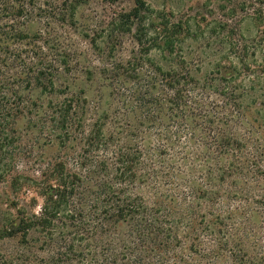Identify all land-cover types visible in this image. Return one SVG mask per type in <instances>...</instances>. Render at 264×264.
Segmentation results:
<instances>
[{
    "label": "trees",
    "instance_id": "trees-1",
    "mask_svg": "<svg viewBox=\"0 0 264 264\" xmlns=\"http://www.w3.org/2000/svg\"><path fill=\"white\" fill-rule=\"evenodd\" d=\"M86 1L0 0V21H5L0 22V115L20 109V83L52 91L58 73L54 59L46 67L39 62L43 60L42 47H37L39 32L26 33L22 28L34 22L46 27L72 22ZM135 4L120 19L128 23V32L135 26L137 56L126 66L133 74L146 68L145 93L123 100L126 110L116 123L119 133L112 130L105 135L109 116L102 114L85 143L106 151L117 142L113 159H101L100 171L84 174L57 163L46 181L40 211L17 213L8 225L0 226V242L14 241L22 250L2 264H100L95 256L103 262L111 259L112 264H264V188L252 185L264 178V123L257 130L244 123L248 114L259 115L264 105L257 103L255 92L260 80L251 78L244 51L238 47V55L227 47L228 64L217 62L197 77L201 68L190 66L182 49L191 36L168 21L158 22L160 17H147L141 1ZM60 62L66 68V61ZM11 63L19 71L9 76ZM11 77L19 81L13 89ZM110 85L111 92L129 94L116 82ZM132 104L140 110L134 131L128 120ZM74 106L68 100L57 105L50 119L66 139L73 122L84 125V112V117L73 120ZM128 134L137 141L127 144ZM182 159H215V163L200 177L180 179L178 173L196 168L195 162ZM234 176L245 178L247 190L237 184L232 185L234 195L223 190ZM244 197L246 204L234 212L230 204ZM121 223L129 227L128 253L119 258L117 249L99 245L96 255L93 241L98 231L106 233L107 227ZM33 252H46L47 259L38 260Z\"/></svg>",
    "mask_w": 264,
    "mask_h": 264
},
{
    "label": "rangeland",
    "instance_id": "rangeland-1",
    "mask_svg": "<svg viewBox=\"0 0 264 264\" xmlns=\"http://www.w3.org/2000/svg\"><path fill=\"white\" fill-rule=\"evenodd\" d=\"M139 1L144 3L147 17H160L158 22L168 21L169 26L191 36L182 49L187 55V63L201 68V74L197 77L209 71L217 62L228 64L227 47H232L236 54V47L242 49L249 63L251 78L260 80L259 86H255L257 103L264 101V0ZM135 3L136 0H117L113 4L87 0L77 9L72 22L52 23L47 27L34 22L29 23L26 29L22 28L26 33L39 32L41 38L37 47H42L40 55L43 58L39 62L46 67L54 59L58 73L55 75L52 91L44 92L34 86L25 88V84L20 83V109L15 108L9 115H0L5 121L4 124L0 123V226L8 225L17 213L33 215L40 211L44 201L42 193L45 187L48 188L46 181L51 179L52 169L57 163L63 162L69 170L84 174L90 170L100 171L97 166L101 159H113L111 152L114 146L119 145L115 142L119 135L115 136V143H111L110 150L106 151L104 148H90L85 143L89 139L91 125L102 114L109 116L104 127L105 135L108 137L112 130L115 134L119 133L116 123L120 114L126 110L123 100L132 94L145 93L143 85L147 78L143 76L147 74L146 68L133 74L127 71L129 68L126 66L127 62H133L137 56L135 26L128 32V23L120 19V16L136 7ZM152 56L154 57V53ZM233 58L231 56L230 59ZM63 59L67 63L66 68L62 64L59 66ZM33 63L38 64V61ZM11 64L13 65H9L6 70H10L9 76L19 71L14 68L16 63ZM54 71L55 69L52 72ZM18 82L15 79L13 84H9L10 89ZM112 82L126 88L129 94L122 90L111 92ZM67 100L75 103L72 110L74 121L85 113L84 125L78 127L77 122H73L68 139L61 136L65 134L57 130L50 120L55 116V107ZM139 111L137 104L128 108L132 131L140 116ZM244 123L257 130L264 123V105L260 108L259 115L248 114ZM133 140L137 141L128 134L125 142L133 144ZM78 159L81 167L75 165ZM169 160L175 164L181 163V159ZM182 160L195 162L196 168L188 173H178L180 179H187L192 175L200 177L203 172L206 174L208 169H213L215 163V159ZM223 161L225 164L229 159ZM233 184L247 190L245 178L237 176L228 179L223 190L234 195L236 190L232 187ZM252 185L259 190L264 188V178L258 185ZM244 193L245 191L240 194ZM245 198L230 202L231 209L234 212L241 210L246 204ZM98 233L93 241L96 255H99V245H110L111 249H117L119 258L128 253L130 238L126 224L110 226L106 233L101 230ZM16 246L14 241L0 242V264L9 255L21 253L19 251L22 250ZM35 252L33 253L38 260L47 259L48 253ZM95 258L100 264H112L111 259L103 262L102 258ZM15 264L21 262L17 261Z\"/></svg>",
    "mask_w": 264,
    "mask_h": 264
}]
</instances>
